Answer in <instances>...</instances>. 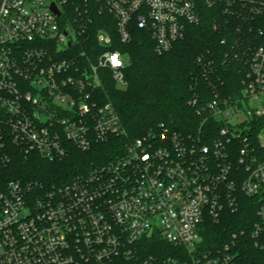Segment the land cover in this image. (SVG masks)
Instances as JSON below:
<instances>
[{
    "label": "built area",
    "instance_id": "built-area-1",
    "mask_svg": "<svg viewBox=\"0 0 264 264\" xmlns=\"http://www.w3.org/2000/svg\"><path fill=\"white\" fill-rule=\"evenodd\" d=\"M238 1L264 15V0H110L109 7L122 42L137 23L165 52L200 20L202 6ZM61 9L62 0H0V162L8 144L55 159L72 145L89 150L126 135L98 93L108 70L127 84L123 54L103 31L96 59L73 52L79 37ZM198 109L201 129L215 120V132L136 137L116 160L52 189L20 180L0 186V264H235L228 251L201 249L202 226L243 193L257 197L253 233L264 240V44L252 51L238 97L218 96ZM153 239L182 252L144 256L141 246Z\"/></svg>",
    "mask_w": 264,
    "mask_h": 264
},
{
    "label": "trees",
    "instance_id": "trees-1",
    "mask_svg": "<svg viewBox=\"0 0 264 264\" xmlns=\"http://www.w3.org/2000/svg\"><path fill=\"white\" fill-rule=\"evenodd\" d=\"M109 1L62 0L61 11L64 22L79 37L80 44L73 52L85 49L96 59L103 50L97 42L103 31L112 37L109 48L123 54L127 84L120 87L108 70L98 93L104 101L112 102L126 135L94 143L89 150L72 145L67 156L55 159L8 144V157L0 162V186L20 180L39 191L59 187L92 166L116 160L129 140L160 134L164 129L213 133L217 121L211 120L201 129L204 114L198 113V108L218 96L232 99L241 94L252 51L264 44V15L252 14L239 1L202 6L200 20L189 24L184 37L169 51L160 52L150 29L137 23L132 24L131 40L122 42ZM193 99H197L195 106L190 103ZM257 221V197L242 193L236 205L225 208L218 219L205 220L201 249L228 251L235 264H264V240L253 233ZM139 252L177 256L182 250L163 239H153Z\"/></svg>",
    "mask_w": 264,
    "mask_h": 264
},
{
    "label": "water",
    "instance_id": "water-1",
    "mask_svg": "<svg viewBox=\"0 0 264 264\" xmlns=\"http://www.w3.org/2000/svg\"><path fill=\"white\" fill-rule=\"evenodd\" d=\"M52 9L57 13V15H60V11L56 7L55 3L52 4Z\"/></svg>",
    "mask_w": 264,
    "mask_h": 264
},
{
    "label": "snow or ice",
    "instance_id": "snow-or-ice-1",
    "mask_svg": "<svg viewBox=\"0 0 264 264\" xmlns=\"http://www.w3.org/2000/svg\"><path fill=\"white\" fill-rule=\"evenodd\" d=\"M113 59H115V58H113Z\"/></svg>",
    "mask_w": 264,
    "mask_h": 264
}]
</instances>
